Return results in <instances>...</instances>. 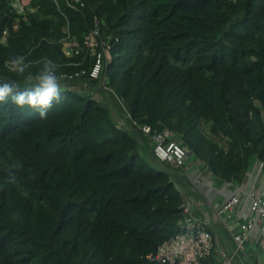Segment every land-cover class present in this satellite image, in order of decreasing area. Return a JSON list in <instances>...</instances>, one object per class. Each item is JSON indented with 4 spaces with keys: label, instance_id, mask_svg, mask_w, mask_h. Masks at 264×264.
<instances>
[{
    "label": "trees",
    "instance_id": "trees-1",
    "mask_svg": "<svg viewBox=\"0 0 264 264\" xmlns=\"http://www.w3.org/2000/svg\"><path fill=\"white\" fill-rule=\"evenodd\" d=\"M14 1L0 0V81L23 88L50 59L63 98L46 119L0 105V264H159L147 255L178 234L182 193H197L156 160L155 131L221 185L264 167V0H21V14ZM95 31L98 51L110 45L99 78L66 80L92 69ZM18 55L23 76L6 66Z\"/></svg>",
    "mask_w": 264,
    "mask_h": 264
},
{
    "label": "built area",
    "instance_id": "built-area-1",
    "mask_svg": "<svg viewBox=\"0 0 264 264\" xmlns=\"http://www.w3.org/2000/svg\"><path fill=\"white\" fill-rule=\"evenodd\" d=\"M65 1L73 10H78V6L83 7L81 0ZM13 7L20 14L24 12L21 0H15ZM94 36L92 34L87 39L88 47L93 45ZM109 49L110 46L106 45L96 53L94 67L89 73L90 78H99L103 57ZM65 53L72 56L78 55L79 51L65 47ZM85 74L86 71H82L63 77L71 81ZM128 118L131 120L130 114ZM131 124L136 132L145 135L153 133L150 126H137L135 122ZM153 141L156 160L168 163L178 170L180 176L188 182L192 193H200L199 188L205 183V178L215 180L203 165L197 164L194 169L190 167L188 161L192 154L173 140L171 132L155 131ZM253 169L255 172L248 174H252V177L247 176L243 184H224V188H229L231 195L223 202L207 201L204 198L205 201L198 202L192 195L186 196L182 193L184 217L178 222V234L159 246L155 253L147 255L146 259L159 264H236L238 257L244 256L254 257L257 264H264V167L257 163ZM201 170L208 172V175H204ZM247 179L248 185L245 186ZM177 188L182 190L178 186ZM215 225L224 228L233 246L220 238ZM253 230H259L260 233L259 239L255 241L251 237ZM249 250L253 251L252 254L248 253Z\"/></svg>",
    "mask_w": 264,
    "mask_h": 264
},
{
    "label": "clouds",
    "instance_id": "clouds-1",
    "mask_svg": "<svg viewBox=\"0 0 264 264\" xmlns=\"http://www.w3.org/2000/svg\"><path fill=\"white\" fill-rule=\"evenodd\" d=\"M92 34H95L93 38V45L91 47H88V41L86 40V47L92 48L96 60V53L100 52L108 44L103 43L101 50L98 51L97 47L95 48L94 46L96 45V37H98L99 34L97 31L92 32L90 35ZM69 38L70 36L67 35V39ZM71 43L72 45L65 47H71L74 50H78L80 52L79 46L76 45L74 42ZM109 50H107V52ZM106 53L104 56H106ZM73 56L77 55L74 54L72 56L67 57ZM40 63H42V67L39 69L38 72H36L34 75L29 74L25 77V83L23 88H21V85L15 81H0V105H7L8 103H10L16 108L30 109L32 113L38 114L41 119H46L48 117L49 111L53 108L55 104L60 103L63 98L62 84L61 78L57 74V69L59 66L55 62L50 59H42ZM6 66L9 67V70L11 72H14L20 76H23L25 72L31 67L29 63H26V57L24 55H18L11 58L9 61L6 62ZM92 69L90 71L83 70L86 71V74L82 76H89V73L92 71ZM15 169V164L9 167L8 176L5 178V183L16 182L17 177L15 175Z\"/></svg>",
    "mask_w": 264,
    "mask_h": 264
},
{
    "label": "crops",
    "instance_id": "crops-1",
    "mask_svg": "<svg viewBox=\"0 0 264 264\" xmlns=\"http://www.w3.org/2000/svg\"><path fill=\"white\" fill-rule=\"evenodd\" d=\"M121 125H123V122L120 121ZM199 165V164H198ZM197 167V162L195 164V167ZM255 170L253 169V171L251 173H254ZM248 177H252V174L251 176H248ZM205 183L202 184L199 188V191L200 193L197 194V195H192L190 193H187L189 195H186V196H193L198 202H202L204 200H202L203 198L207 201H212V202H223L224 200H226L230 195H231V191L229 190V188H224V184L221 185V184H218V182L216 180H209L207 178H205ZM245 186L248 185V179H247V182H245ZM181 189V187H179ZM201 197V198H200ZM217 226L218 225H215V229L217 230ZM220 227V226H219ZM259 236H260V233H259V230H253L252 233H251V237H252V240L255 241L257 239H259Z\"/></svg>",
    "mask_w": 264,
    "mask_h": 264
},
{
    "label": "rangeland",
    "instance_id": "rangeland-1",
    "mask_svg": "<svg viewBox=\"0 0 264 264\" xmlns=\"http://www.w3.org/2000/svg\"><path fill=\"white\" fill-rule=\"evenodd\" d=\"M94 40V39H93ZM75 90H80V88H79V86H75ZM206 130V129H205ZM192 160V161H191ZM190 161H189V165H190V167H195V165H193L192 163L194 162L193 160V158L191 159ZM197 164H199L200 166H202L203 165V163L202 162H199V161H197ZM253 171V170H252ZM201 172H203V174L204 175H208V172L206 173V171L205 170H201ZM213 181V180H212ZM201 198V197H200ZM202 200H204V199H202ZM205 201V200H204ZM206 205H207V203H206ZM207 210L209 211V209L207 208ZM217 233H218V235L220 236V238L224 241V242H226V243H228L230 246H233L232 245V241L230 240V236L228 235V233L224 230V228L223 227H219V226H217ZM248 258H253V257H248ZM249 261H252V259H249Z\"/></svg>",
    "mask_w": 264,
    "mask_h": 264
},
{
    "label": "bare ground",
    "instance_id": "bare-ground-1",
    "mask_svg": "<svg viewBox=\"0 0 264 264\" xmlns=\"http://www.w3.org/2000/svg\"><path fill=\"white\" fill-rule=\"evenodd\" d=\"M129 125V124H128Z\"/></svg>",
    "mask_w": 264,
    "mask_h": 264
}]
</instances>
